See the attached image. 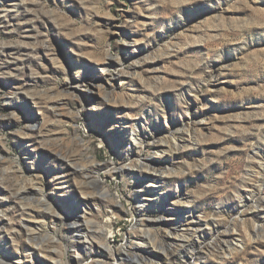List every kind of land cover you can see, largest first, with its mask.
<instances>
[{"label":"rangeland","instance_id":"obj_1","mask_svg":"<svg viewBox=\"0 0 264 264\" xmlns=\"http://www.w3.org/2000/svg\"><path fill=\"white\" fill-rule=\"evenodd\" d=\"M151 262L264 264V0H0V264Z\"/></svg>","mask_w":264,"mask_h":264},{"label":"bare ground","instance_id":"obj_2","mask_svg":"<svg viewBox=\"0 0 264 264\" xmlns=\"http://www.w3.org/2000/svg\"><path fill=\"white\" fill-rule=\"evenodd\" d=\"M100 93H101V91H100ZM143 168H144V166H143ZM145 170H154V172H159V173L161 172V174L164 173V171H163L162 169H157V168L154 169L153 166H151V165H147V166L145 167ZM143 242H144V241H143ZM145 243H146V242H145ZM39 247H40V246H39ZM48 247H49V246H48ZM115 248H116V247H115ZM109 249H110V248H109ZM111 250H113V248H112ZM163 252L166 254L167 257H169L170 254H171V253L169 254V252L166 251V250L163 251ZM78 256H80L79 253H78ZM135 258H137V257L135 256ZM133 259H134V258H133V256H132V260H133ZM137 260H138V259H137ZM166 260L168 261V259H166ZM32 262H34V260H32ZM152 263H153V262H151V264H152Z\"/></svg>","mask_w":264,"mask_h":264}]
</instances>
